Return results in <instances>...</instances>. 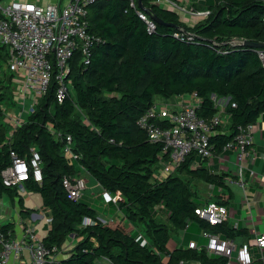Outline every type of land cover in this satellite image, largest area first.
Returning a JSON list of instances; mask_svg holds the SVG:
<instances>
[{"label": "trees", "instance_id": "trees-1", "mask_svg": "<svg viewBox=\"0 0 264 264\" xmlns=\"http://www.w3.org/2000/svg\"><path fill=\"white\" fill-rule=\"evenodd\" d=\"M133 1L135 8L129 0H97L88 5L89 31L100 42L87 65L71 68L72 92L58 102L52 80L11 136L2 106L13 105L12 74L1 69L0 197L18 195L17 188L5 186L1 178V171L11 163V152L27 158L34 147L41 159L42 180L31 178L24 187L38 193L49 212L42 242L64 253L53 264H177L181 259L225 264L224 257L208 255L204 249L178 246L169 250L167 245L171 233L186 231L191 223L224 238L242 234L226 221L211 225L195 214L207 202L196 198L193 183L223 188L227 174L212 173L205 161L191 153L159 178L160 161H167L168 153H163L162 143L149 140L136 121L154 104L155 96L173 99L193 92L200 99L198 115L208 120L218 111L214 94L215 99L225 100L224 111L229 114L226 128L218 125L210 136L216 153L234 138L238 127L255 123L264 113V64L257 53L264 48L244 42L264 43V0H190L195 9L210 10L193 25L155 0H140V6ZM138 9L161 21L155 22L153 32H147ZM179 27L193 33V41L175 38ZM232 39L240 42L230 44ZM5 58L6 49L1 47L0 67ZM78 58L77 54L73 61ZM66 136L74 159L63 154ZM80 168L115 197L124 217L133 227L141 226L142 235L121 224L103 222L81 197H68L62 179ZM18 197L21 203L23 198ZM86 218L90 223L84 224ZM2 230L6 237H13L11 223ZM70 238L73 242H68Z\"/></svg>", "mask_w": 264, "mask_h": 264}, {"label": "built area", "instance_id": "built-area-1", "mask_svg": "<svg viewBox=\"0 0 264 264\" xmlns=\"http://www.w3.org/2000/svg\"><path fill=\"white\" fill-rule=\"evenodd\" d=\"M95 1L97 0H65L63 3L38 5L30 0H0V48L6 49V58L0 72L3 68L12 74L13 105L2 106L3 120L10 127L9 136L34 110L52 80L56 84L55 98L58 102H62L71 92V68L73 65H87L93 47L100 42V38L89 31L88 5ZM155 3L177 13L182 22L191 25L210 14L208 8L195 9L190 0H155ZM129 5L136 7L133 0H129ZM137 14L144 21L147 32H153L155 21L139 9ZM174 37L193 41L194 34L179 27ZM228 42L236 44L240 41L232 39ZM257 53L264 64V52L258 50ZM77 54L79 58L75 62L73 59ZM174 98L175 101L167 104H153L136 121L149 140L162 143L163 153H168L167 161H160L158 177L168 175L186 156L194 153L205 161L212 173H218L213 169L216 158L234 165L233 170L226 173L224 184L238 185L241 189H246L247 183L256 177L253 164L257 154L252 148L256 134L255 123L238 127L234 138L225 143L220 153H216L210 143V136L216 131V126L226 125L229 121V114L224 111V102H217L218 111L206 120L197 113L200 99L195 92ZM48 128L56 134L50 125ZM65 141L63 154L74 159L70 137L66 136ZM227 153L229 156H225ZM83 171L80 168L77 174L66 175L62 179L63 188L70 199L77 200L83 195L86 183L81 174ZM1 178L5 186L16 187L18 192L26 191L24 183L31 178L41 182V159L38 151L31 147L27 158L11 152V163L1 171ZM210 188L213 189V185ZM103 197L105 201H115V197L108 192L103 191ZM195 214L209 224L217 225L225 222L227 209L216 200H211L197 207ZM47 222H50V217ZM87 223L90 220L86 218L84 224ZM201 236L206 239L205 244L198 245L195 241H190L186 247L204 249L208 255L222 256L226 259L225 264L252 263L247 243L237 244L232 238H222L219 233L205 230L201 231ZM144 243L143 239L142 244ZM255 244L260 249L264 248V235L256 237ZM0 246V264H7L11 257L18 258L23 249L30 256V264H53L59 260L57 255L62 252L55 245H44L41 236L31 226L24 230L19 239L6 237L2 230L1 216ZM177 264L200 262L181 259Z\"/></svg>", "mask_w": 264, "mask_h": 264}, {"label": "crops", "instance_id": "crops-1", "mask_svg": "<svg viewBox=\"0 0 264 264\" xmlns=\"http://www.w3.org/2000/svg\"><path fill=\"white\" fill-rule=\"evenodd\" d=\"M38 5H45L51 2H64L65 0H30ZM175 101L176 98H173ZM218 103L221 100L217 101ZM225 127V124H222ZM256 134L255 140L252 144V148L255 150L257 157L254 160L253 169L256 172V177L251 182H248L246 189H241L238 185L224 184L225 187H215L213 190L210 185L207 198L200 197L201 201L209 202L211 200H220L227 209L226 223L228 226L243 231L242 234L232 238L235 243H247L250 247V253L252 257L251 264H264V248L260 249L255 244V238L264 235V113H262L255 122ZM229 156L227 153L225 156ZM215 166L218 173H228L229 170H233L234 165L226 161H219L215 159ZM246 165V163H244ZM83 176H89L86 171L81 173ZM248 175V169L245 171V176ZM90 177V176H89ZM263 178V180H262ZM85 189L92 188V195L98 196L102 199L100 202L98 212L96 209L97 217L103 222H110L112 224H121L128 228L132 232H135L133 225L124 217L121 209L118 207L115 201H105L103 197V190L98 183L93 182L90 184L89 180H86ZM98 185V186H97ZM203 188H205L203 186ZM84 189V190H85ZM95 193V194H93ZM17 194L23 198V201L19 202V197L14 196L10 199L6 195L0 197V216L2 220V226L7 223L13 225L12 236L19 239L22 237L24 230L31 226L34 231L38 233L41 238L46 234L49 223L47 219L50 217L49 212L42 206L41 197L33 192L25 191L18 192ZM85 197V193L81 199ZM95 202V200H92ZM95 208L93 205H91ZM162 214L163 209H159ZM165 216L163 215V219ZM39 229V231H38ZM173 239L168 242L169 248H176L178 246L186 247L190 241H195L198 245H203L206 239L201 236V230L197 228L196 224L191 223L186 231L173 232ZM224 238L223 236H221ZM64 257V253L57 255L58 259ZM7 264H30V256L28 252L23 249L18 258L11 257Z\"/></svg>", "mask_w": 264, "mask_h": 264}, {"label": "rangeland", "instance_id": "rangeland-1", "mask_svg": "<svg viewBox=\"0 0 264 264\" xmlns=\"http://www.w3.org/2000/svg\"><path fill=\"white\" fill-rule=\"evenodd\" d=\"M70 91L72 92V88H70ZM212 99L215 100V104L217 103L218 100H221L222 102L225 101V100H222V99H215L214 96H212ZM172 100H173L172 98L171 99H164V98H162L160 96H155L154 99H153V102H154V104H167V103H170ZM84 178L86 180H89L90 181V184H94L93 182L97 183L96 180L93 179L92 177H89V176H86L85 177L84 176ZM203 186L205 188H203ZM192 187H193V190H195V192H196V198L197 199H201L200 198L201 196L204 197V198H207V194H208L209 188L207 187V185L204 182H202V181L194 182L193 185H192ZM91 191H93L92 188H88V189H85L83 191L85 193V197H83V200L86 201L87 203H89L90 205H93L95 207L94 209H96L98 212L102 213L101 212L102 210H99L100 208H98V207H100V202H102V199L99 198L98 196L92 195L91 194L92 193ZM36 194H38V193H36ZM93 194H95V193H93ZM92 200H95V202H93ZM161 218H163V216ZM134 229H135V232L137 234H141L142 235L143 231L141 229V226H137L136 228L134 227ZM38 231H39V229H38ZM173 235H174V233H171V239L174 238ZM174 240H175V238H174ZM70 241L73 242V238H70L68 242H70ZM168 249L169 250H173L174 248L173 247L172 248H169L168 247Z\"/></svg>", "mask_w": 264, "mask_h": 264}, {"label": "water", "instance_id": "water-1", "mask_svg": "<svg viewBox=\"0 0 264 264\" xmlns=\"http://www.w3.org/2000/svg\"><path fill=\"white\" fill-rule=\"evenodd\" d=\"M138 5L140 6V0H138ZM153 20L155 22H157V23H161V21L158 18H156V17H153ZM244 45L251 46V47H256V48H259V47H263L264 48V43H256V42L245 41ZM212 96H214V94H212Z\"/></svg>", "mask_w": 264, "mask_h": 264}]
</instances>
